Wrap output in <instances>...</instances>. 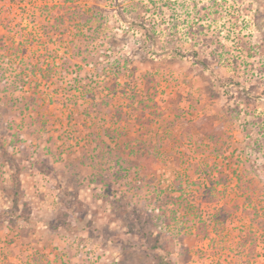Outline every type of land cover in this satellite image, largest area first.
<instances>
[{
	"label": "rangeland",
	"instance_id": "1",
	"mask_svg": "<svg viewBox=\"0 0 264 264\" xmlns=\"http://www.w3.org/2000/svg\"><path fill=\"white\" fill-rule=\"evenodd\" d=\"M188 1L0 0V264H264V0Z\"/></svg>",
	"mask_w": 264,
	"mask_h": 264
},
{
	"label": "trees",
	"instance_id": "2",
	"mask_svg": "<svg viewBox=\"0 0 264 264\" xmlns=\"http://www.w3.org/2000/svg\"><path fill=\"white\" fill-rule=\"evenodd\" d=\"M191 1L194 2L195 0H191ZM181 2H182V4H181L182 6L190 3V1H188V0H167V4H165V6L166 7H169L171 11L173 10L171 12V15L173 17H176L177 18V14L174 13L175 10L171 7L172 4L181 3ZM61 7H63L66 11L72 9V6H70V4H65V3L64 4H61ZM73 13H76V11L73 10ZM130 13H131L132 21L134 22V21L138 20L139 23H140V25L138 23H136V24H138V26L140 28H143V32H144L145 39L143 40V43L141 44V47H147V45H151L152 46V42L154 40V35L157 33L158 30L154 26H151V27L150 26H146V24H145V17L140 16L139 12H136V10H134L133 12H130ZM189 14H190V12H189L188 8H185L184 11H183V14H182L185 17V19H186V17L189 16ZM180 17H181V14H180ZM174 27H176V26H174ZM5 28H7L6 31H9L11 29V27H9V26H5ZM189 34L191 35V37H194V35L192 34L191 31H189ZM13 45L6 46V50H9L10 51V49H11L10 46H12V48L14 49L13 52H15L18 49H20V47H18V45H16V44H13ZM198 45L200 47L202 44L201 43H198ZM172 51H174L175 53H179V54L182 53L180 47H177V48H175ZM201 64L202 65H205L206 64L205 58L201 60ZM16 180H17V178H15V182H16ZM15 204H16V201H15ZM153 245H154V247H158L157 242H155V244H153Z\"/></svg>",
	"mask_w": 264,
	"mask_h": 264
}]
</instances>
